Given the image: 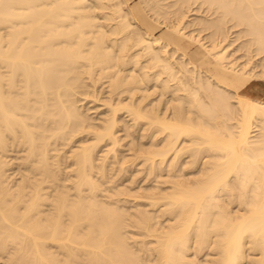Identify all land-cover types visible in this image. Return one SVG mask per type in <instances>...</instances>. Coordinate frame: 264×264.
Here are the masks:
<instances>
[{"label": "bare ground", "instance_id": "bare-ground-1", "mask_svg": "<svg viewBox=\"0 0 264 264\" xmlns=\"http://www.w3.org/2000/svg\"><path fill=\"white\" fill-rule=\"evenodd\" d=\"M163 1L0 0V264H264V97L246 91L264 79V0H176L169 22ZM190 1L216 14L195 23L209 44L183 31ZM140 9L204 53L156 35ZM228 21L260 63H239L223 44ZM100 81L104 102L88 94ZM85 93L106 106L98 124L79 103ZM122 93L129 100L115 101ZM124 111L127 136L148 132L141 161L156 181L134 192L109 185L110 162L131 160L117 155ZM79 134L90 140L68 150L65 182L56 146ZM12 147L24 151L19 181Z\"/></svg>", "mask_w": 264, "mask_h": 264}, {"label": "rangeland", "instance_id": "rangeland-1", "mask_svg": "<svg viewBox=\"0 0 264 264\" xmlns=\"http://www.w3.org/2000/svg\"><path fill=\"white\" fill-rule=\"evenodd\" d=\"M137 1H139V0H131V5H133L134 3H136ZM162 1V0H161ZM169 1V2H168ZM176 0H164L163 1V3H167V4H165V6H166V8L167 9H169V10H167V11H169L167 14H166V16H163V17H161V19H163L164 18V20H167V22H169V21H171V18H172V20L173 21H176V14L175 13H173V10L178 6L177 4H174V2H175ZM193 1H190V2H186L187 3V7H188V10L190 9L191 10V12L192 13H190L189 11V16H188V18H187V20H186V23L184 24V28H183V31H187V34L188 33H190L192 30H193V32H191V33H194V34H197V35H199V30H200V35L201 36H203L204 37V41H206L207 43L206 44H209V43H211V40H210V37H209V32L208 31H210L209 29H207L206 31L205 30H201L200 29V25L198 26V24H195L196 22H198V20L200 19V18H203V19H207V17H209V19H211V18H213V16L215 17V15L216 14H214V13H212V11H209V9L206 7V6H204V9H205V13H204V11H203V8H201V7H199L200 5L197 3V2H194V6L197 8H194V6H193V3H192ZM186 3H184L183 4V9L184 10H186L187 9V7L185 8V4ZM190 3V4H189ZM169 4H173V6L171 5L170 7H167ZM192 4V5H191ZM191 6L193 7L192 9H191ZM199 7V9L201 10V14H200V12H198L199 11V9H198V7ZM203 7V6H202ZM171 8H172V10H171ZM195 9L197 10V12H195ZM141 10V13H142V17H143V20L140 18V15H139V18H140V20L142 21V23L144 24V23H148V15H146L145 13H144V11L142 10V9H140ZM172 11V14H171V11ZM194 11V12H193ZM208 11V12H207ZM212 13V16H211V14L210 13ZM194 13H196V14H194ZM199 14L201 15V16H199ZM170 15V16H169ZM172 15H174V17L172 16ZM193 15V16H192ZM207 17H206V16ZM146 16H147V18H146ZM199 16V17H198ZM165 17H167V18H165ZM174 18V19H173ZM190 18V19H189ZM197 18H198V20H197ZM146 19H147V21H146ZM189 20V21H188ZM193 20V22H191ZM134 21V20H133ZM229 22L230 23H232L231 21H228L227 22V25H228V27L230 26V24H229ZM188 24H189V26H188ZM145 25V24H144ZM191 25V26H190ZM193 25H194V27H193ZM156 26H158L155 30H154V33L156 34V35H158V34H160L161 32H163V31H165V30H168L169 28L167 27V25L166 24H162V23H159V22H156ZM191 27V28H190ZM193 27V28H192ZM199 27V28H198ZM232 27V26H231ZM231 27H229L228 29H229V35H228V37L231 35V33H230V31L232 30H230V28ZM240 26H238V28H239ZM195 28V29H194ZM236 28H237V26H236ZM235 27H234V30H232L231 32H232V36H230V38H228L227 37V39H228V41L227 42H225V41H223V44L224 45H226V43H227V46L228 47H230V46H232L231 48H229V51H230V49H232L230 52L231 53H233L234 54V56L238 59V61H239V63H244L243 61H247V60H250L251 61V63H252V61H253V59L255 58V61H253V63H255L256 62V58H257V63H260L261 61V58H262V53L264 54V52H262V53H258L256 50H255V48H254V46H250V47H246L245 46V41H243V40H245L246 38H247V36L244 34V32H242L241 33V28H240V30L238 29V31H237V29H236ZM194 30H195V32H194ZM236 31V32H235ZM206 32H207V34H208V36H206L207 34H206ZM235 32V33H234ZM241 33V34H240ZM179 33L177 32V34H175V33H173L172 31H168L167 32V36L170 38V36H176L177 37V39L178 40H180V38L179 37H182V36H180V35H178ZM245 36V38H244V36ZM179 36V37H178ZM236 36V37H235ZM239 36H242V38L241 37H239ZM205 37H206V40H205ZM232 37L234 38L233 40L234 41H231L232 40ZM209 38V39H208ZM237 38H239V40L237 39ZM184 39V38H183ZM226 39V40H227ZM209 40H210V42H209ZM232 42V44H231V42ZM225 42V43H224ZM230 44H229V43ZM244 42V43H243ZM237 43H239V45L237 44ZM241 43V44H240ZM241 45L243 46V47H241ZM234 47H236V48H238L237 50L239 51V52H237V50H236V48H234ZM191 50H193L194 48H198V50H199V52L197 53V56L195 57V59H197L201 54H203L204 53V49H202V45H201V47H200V44L198 43V42H196V43H194V45L192 44L191 45ZM251 48V49H250ZM253 48V49H252ZM235 50H236V52H237V54L239 55L238 57H237V54H235ZM241 50H242V52H241ZM252 51V53H250ZM241 52V53H240ZM257 52V53H256ZM190 53V52H189ZM191 55H195V52H194V50L190 53ZM248 54H249V56H248ZM253 54H255V55H253ZM245 55V56H244ZM260 55V56H259ZM252 56V58H249V57H251ZM256 56V57H255ZM258 56V57H257ZM246 60H245V59ZM263 58H264V56H263ZM262 58V61L264 60ZM243 59V60H242ZM242 61V62H241ZM264 62V61H263ZM260 67L258 66V69H259ZM104 81H100V83L98 84H96V88L94 87V88H92L93 86H91V87H89V88H91L92 89V91H90L89 90V92H88V94H91L92 95V92H94L93 90H95L96 92H97V96H99V99H101V100H99V101H105V99H108V97H109V95H110V88H109V84H108V82L107 81H105V83H103ZM151 82V84L149 85L148 84V87L150 86V88H147V90H145V92H147V93H151V94H153L152 95V97H150L151 96V94L149 95V99H154V97H156V95H159V89L158 88H155L154 86H153V84L152 83H154V81H150ZM261 82H263L264 83V79H260V80H253V81H251L249 84H248V86L250 85V84H252V83H254V84H260ZM107 84H108V86H107ZM152 85V86H151ZM248 86H247V88H246V91H247V93L248 94H250V95H252V96H255V95H253V94H251V93H249L248 92ZM98 87V88H97ZM101 87H103V89H101ZM88 88V89H89ZM152 88H155L154 90L152 89ZM87 89V90H88ZM98 89V90H97ZM106 89V90H105ZM151 89V90H150ZM105 90V91H104ZM150 90V91H149ZM100 93V94H99ZM155 93V94H154ZM142 94V92H139V95H137L138 97L140 96ZM86 95V93L85 94H83V95H80L79 96V98H81V100H80V102L79 103H82L81 104V107L83 106V108L84 109H87V110H85L84 112H87V116H89V118H88V121H92V123H95V124H98V122H100V120L102 119V117H104L107 113L106 112H108L107 111V109H106V106L103 104V102H99L98 100L96 101V100H94L92 97L93 96H89V95H87V97L85 96ZM122 95V96H121ZM127 95V94H126ZM124 93H122V94H120V95H117V94H115L114 95V99H115V101H118L120 98H122L124 101H128L129 100V97L128 96H126ZM82 96V97H81ZM84 96V97H83ZM124 97V98H123ZM158 98L160 97V95L159 96H157ZM157 97L155 98V99H157ZM165 97H167V96H165ZM255 97H258V98H262V97H259V96H255ZM85 98V99H84ZM90 98H92V99H90ZM127 98V99H126ZM83 99V100H82ZM87 99H89V100H87ZM140 98H138V100H139ZM149 99H147V100H149ZM262 99H264V98H262ZM85 100V101H84ZM147 100H146V102H147ZM94 101H96L95 103H94ZM93 102V103H92ZM89 103V104H88ZM91 104H92V106H91ZM100 104V105H99ZM99 105V106H98ZM98 106V107H97ZM99 107H102V108H99ZM97 108V109H96ZM84 109H82V110H84ZM94 109H95V112H94ZM98 113V114H97ZM126 113V114H125ZM89 114V115H88ZM120 115V118L122 119L121 120V125L123 126H120V128H119V130L120 129H122V130H120V131H118V134L120 135V137H121V141H120V144L121 143H123V146H122V144L121 145H119L120 147H118V149L119 150H117L118 151V153H117V155L118 154H120L119 155V158L121 157V161L122 160H127L128 158H131V160L129 161V159H128V161H125L126 163H127V166H126V164H125V162H121V164L120 165H125V169L123 170V169H121L120 170V168H119V164H117V163H113V162H110V164H109V166H108V168H109V170H108V172L110 173H108V176H110V178H111V183L109 182V185L111 186H117V187H119V188H132L131 189V191L132 192H134V191H138V190H141V188L143 189L144 187L145 188H148V186L147 185H149V187L151 188V187H153L154 186V184H156V181H155V177H154V175L152 174V173H150L149 172V168L147 169L148 170V172H147V170H146V166L144 165V164H142V161L141 160H143V158H142V156H141V154L143 153L142 151L143 150H148V149H150L149 147H150V138L148 139V132H146V131H143V129L142 128H140V125H139V130H138V128L136 127V129H135V127H134V129L132 130V128H131V130L132 131H134V132H136V133H134L133 135L134 136H136V137H133L132 135L130 136H127L128 135V133H127V130L124 128V125L125 124H127V122H128V124H129V122H131L132 120H130L129 118H130V116L128 115V113L127 112H122L121 114H119ZM124 115V116H123ZM128 115V116H127ZM100 116V117H99ZM91 117V118H90ZM95 117V118H94ZM98 117V118H97ZM125 117V118H124ZM99 119V120H98ZM93 120H94V122H93ZM96 120H98V121H96ZM128 120V121H127ZM125 121H127L126 123H125ZM89 122V123H90ZM141 130V131H140ZM124 131H126V132H124ZM138 132V133H137ZM144 132V133H143ZM145 134V135H144ZM83 136H84V138H83ZM83 136H81V134H79V136H77L76 137V139L75 140H72V142L69 144V143H67L66 145L65 144H62L61 142H59V143H61V145L58 143V145L56 146L57 148H59V149H57V150H59V151H57V154H59V153H63L64 152V154H62L61 156H60V161H61V169H62V174H61V178L65 181V182H68V180H66V175L68 174V170H69V173H71V170H72V164L70 165V163H71V158H70V153H71V150H72V148H75L76 146H78V144H80L81 142H83V141H86V139L88 140L89 138L88 137H90L89 136V134L88 135H86V134H83ZM123 136H124V138H123ZM142 137V138H141ZM143 137H144V139H143ZM127 138V139H126ZM139 138V139H138ZM148 139V140H146V139ZM78 139V140H77ZM77 140V141H76ZM90 140V139H89ZM123 140V141H122ZM124 140H125V143H124ZM76 141V142H75ZM147 141V142H146ZM131 143L133 144V146H134V148H133V146L131 145ZM71 144H73L72 146H71ZM125 144V145H124ZM74 145H75V147H74ZM137 145V146H136ZM67 146V147H66ZM131 146V147H130ZM147 146H148V149H147ZM60 147L62 148L63 147V149H60ZM101 147V146H100ZM107 146L105 145V147L104 146H102V148L101 149H99V151H98V154H97V156L98 157H100V154H103V150L106 148ZM125 147V148H124ZM137 147H138V149H137ZM66 148H67V150H66ZM20 149V148H19ZM71 149V150H70ZM136 149H137V151H136ZM14 148L12 147V149L11 150H9L8 151V153H6V155L7 156H5L6 157V159L8 160L9 158H10V160H9V162L11 163V168L9 169L10 170V173H12V171H14L12 174H11V178L12 179H16L17 178V180L19 181L20 180V178H21V173H22V171H23V169H24V166H22L21 167V165L19 164V162L20 161H22V159H20V157L22 156V154H24V151L23 150H18V148H16L14 151ZM62 150V151H61ZM70 151V153H68L69 151ZM135 152H134V151ZM12 151V152H11ZM20 151V152H19ZM66 151V152H65ZM103 151V152H102ZM15 154H14V153ZM137 152V153H136ZM56 153V152H55ZM67 153V154H66ZM129 153V154H128ZM124 154V155H123ZM139 155L138 156V158L140 159H137V156L136 155ZM60 155V154H59ZM19 158H18V157ZM62 156H64L63 157V159H61L62 158ZM13 157H14V159H13ZM16 157V158H15ZM55 157H58V156H54L53 158H55ZM65 157H66V160H64L65 159ZM125 157V158H124ZM135 158V161H136V159H137V161L138 162H133L132 164L133 165H131V164H129V162H132L133 160H132V158ZM15 160V161H14ZM66 161V162H65ZM68 162H69V164H68ZM117 164V166L115 167V165ZM136 164V166H134ZM65 165V166H64ZM112 165H114V167H112ZM128 165H129V167H128ZM144 167H143V166ZM14 168H13V167ZM17 166V168L15 169V167ZM138 166H139V170H138ZM142 167V169H140L141 167ZM63 167H64V169H63ZM13 168V169H12ZM19 168L21 169V171L19 170ZM112 170H111V169ZM113 168H115V169H113ZM126 168H127V171H126ZM145 168V169H144ZM19 170V171H18ZM64 170H65V172H64ZM117 170V171H116ZM137 170H138V172H137ZM111 171V172H110ZM135 171V172H134ZM123 172H125V173H123ZM140 172H142V173H140ZM132 173V174H131ZM136 173H138V175H136ZM140 173V174H139ZM19 174V175H18ZM148 174L149 175H151L153 178H151L150 176H148ZM17 175V176H16ZM119 175H121V176H119ZM127 175L129 176V177H127ZM15 176V177H14ZM136 176V177H135ZM142 176H143V178H142ZM115 177V178H114ZM149 177L151 178L150 180H149ZM117 178V179H116ZM124 178V179H123ZM139 178V179H138ZM146 179V181H145V179ZM113 179L114 180H116V182L114 181L113 182ZM130 179V180H129ZM153 179H154V181H153ZM160 179H162V178H160ZM17 180H14V181H17ZM127 180H128V182H127ZM134 180H135V182H134ZM126 181V182H125ZM119 182V183H118ZM143 183H144V186H143ZM124 184V185H123ZM130 186H129V185ZM137 184V185H136ZM143 187H142V186ZM161 185H163V184H161ZM165 185V184H164ZM137 187V188H136ZM106 188V187H105ZM106 191V190H105ZM131 197V198H130ZM134 198L132 197V196H129L128 197V200H130L129 202H127V205H126V202H123L122 204L124 205V207L125 208H127L128 207V205H131V206H129L127 209L128 210H133L134 209V207H133V203L135 204V202H137V201H135V200H133ZM129 203V204H128ZM127 206V207H126ZM130 235H131V233H129ZM137 234H135L133 237H136V238H138L137 236H136ZM140 238V237H139ZM203 257L204 256H202L201 258L203 259ZM2 261V259H0V263H2L1 262Z\"/></svg>", "mask_w": 264, "mask_h": 264}, {"label": "crops", "instance_id": "crops-1", "mask_svg": "<svg viewBox=\"0 0 264 264\" xmlns=\"http://www.w3.org/2000/svg\"><path fill=\"white\" fill-rule=\"evenodd\" d=\"M146 18H147V16H146ZM149 21H148V23H144L145 25H151V30H152V32H154V30L158 27V26H156V23H154L152 20H150V18L148 17L147 18ZM147 19H146V21H147ZM143 20V19H142ZM169 30H165V31H163V32H161L160 34H158V35H161L162 37H164L166 40H169V41H171L172 43H174V44H177V45H179V46H181V47H183L187 52L189 51V52H192L191 51V48H190V46H188L185 42H184V39H183V37H179L180 38V40H178L177 42H175V41H173V40H171L168 36H167V32H168ZM248 92L249 93H251V94H253V95H255V96H259V97H264V83L263 82H261L260 84H254V83H252V84H250L249 86H248Z\"/></svg>", "mask_w": 264, "mask_h": 264}]
</instances>
